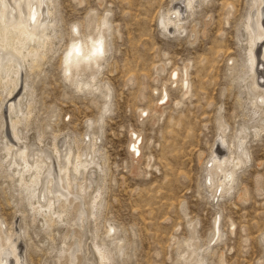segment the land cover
<instances>
[{
  "label": "rangeland",
  "instance_id": "374dc122",
  "mask_svg": "<svg viewBox=\"0 0 264 264\" xmlns=\"http://www.w3.org/2000/svg\"><path fill=\"white\" fill-rule=\"evenodd\" d=\"M178 4L54 0L51 49L36 72L29 77L22 73L29 87L24 93H32V111L18 133L26 143L39 140L49 148L66 140L73 152L87 143L84 134L94 142L102 167L101 172L95 169L101 205L96 225L92 220L87 224L88 238L96 232V241L107 243L108 229L116 228L124 245L121 255L113 248L114 264H192L187 239L206 264H258L264 258V131L255 136L254 130L264 124L257 122L260 112L250 111L244 82L242 30L250 0H196L192 15L182 12L181 30L172 25L163 30L160 19ZM105 13L107 51L96 74L98 90L77 91L62 79L60 67L70 25L86 34ZM172 71L177 79L170 78ZM102 84L110 88L109 107L98 125ZM164 93L167 100L161 104ZM3 123L0 114V161ZM219 128L226 144L243 129L248 158L236 171L233 190L212 200L213 188H206L204 176ZM132 133L141 141L137 158L128 148ZM7 137L13 141L10 130ZM9 172L0 168V224L8 232L18 229L26 264H49L68 228L59 223L44 227L40 217L31 224ZM216 216L219 239L213 243Z\"/></svg>",
  "mask_w": 264,
  "mask_h": 264
},
{
  "label": "bare ground",
  "instance_id": "6f19581e",
  "mask_svg": "<svg viewBox=\"0 0 264 264\" xmlns=\"http://www.w3.org/2000/svg\"><path fill=\"white\" fill-rule=\"evenodd\" d=\"M173 1L179 2L180 5L173 7L172 10L167 12L168 15L165 14L160 19L159 26L163 30H167L170 25L176 30H181L182 12H188V14L192 15L196 0ZM53 3L54 0H4L3 5L0 6V15L3 16V19H0V103L4 107L0 108V114L4 121L3 129L5 130L1 149L4 160L0 161V168L3 167L5 172L10 171L6 176L17 184L16 188L19 189V195L18 193L17 195L20 196L18 198L27 207L26 210L27 214H30L31 224L36 221L37 217H40L41 225L44 227H55L59 223L64 224L68 228L64 234L62 233L61 247L60 249L58 247L59 250L57 253L55 252V258L49 264H101V254L103 255L104 264H114L113 248L117 255H121L124 245L123 239L115 235L116 228L112 226L108 229V232L106 231L107 243L102 242L100 239L101 243L97 242L96 232L93 233L92 239H89L90 236L88 238L90 232L87 229V224L90 220L94 224L96 223V212L101 205L102 187L96 183L95 169L100 171L102 167L96 158L98 151L95 149L96 145L94 146V142L87 134H84L83 136L86 140L83 141L87 143H84L83 148H76L75 152H73L71 145L66 140H63V144L61 142L53 143L49 148L48 146H41L39 140L37 143H26L24 141L25 137L18 133V126L26 128L30 111H32L30 104V95L32 93L27 94L29 98L24 93L26 77H29V74H33L35 70L39 69L42 65V63L40 65V62L44 61L45 55L48 53L46 51L51 49L48 47L51 46L52 40L55 39L53 37L56 34L54 32L56 21ZM263 9L264 0H250L249 10L246 13L242 30L245 38L246 53L245 89L247 95L250 96L248 98L250 111L252 114L260 112L257 117V122H260V124H264V119H262V115L264 116ZM33 12H35L37 20L40 22L36 26L35 32L28 27L32 24L31 17ZM104 19L105 16L101 17L98 23H95L96 25L93 24L94 27L90 31L86 34H80L81 39H85L89 34L94 38L100 35L103 37L104 56L99 61L98 66L91 71L82 68L79 75L87 73V77L82 79L80 76L77 81V83L93 85L97 90L99 83L95 79L99 74L97 76L96 74L99 73L102 67L107 51L106 28L101 27V22ZM10 20L13 22L10 23ZM92 23L93 21L88 22L87 28ZM33 36H35V39H33ZM184 69L183 71L185 72L186 70ZM173 72L171 73L173 74ZM22 73L27 75L25 79L21 78ZM61 76L65 81L62 71ZM73 76L75 77V72ZM170 76L173 79V76ZM182 79L184 80V78ZM173 82L175 81L173 80ZM70 85L76 89L72 84ZM102 86L104 101L100 107L99 118L96 120L98 125L102 121V115L105 114L102 111L104 105L107 104L109 107L110 88L104 84ZM182 87L184 88L183 93L187 94V82H183ZM27 88L29 89V87ZM86 90L90 93L96 91L91 88ZM165 97L167 98L166 93L159 98V101H166ZM87 127H90V122L87 123ZM9 130L14 142L9 139L10 137H7ZM222 131L220 129L216 139L217 143L214 144L215 149H212L208 157L207 163L209 166H207L204 176L206 188H213L212 200H216L217 189H221L219 195L221 197L223 194L227 195L233 190L236 171L240 169L248 158V152L244 145L247 134L243 132V129L239 131L236 140L232 141L231 144H226ZM260 131H264V126L257 130L255 129L254 135L256 136ZM136 138L139 139L137 136ZM94 140L97 142V138ZM132 143L131 135L128 148H130ZM226 145H229V147L223 151L221 147H226ZM130 152L132 158H137L135 152L131 150ZM3 161H5V167L2 165ZM237 162H239V167L236 166ZM226 173H231L233 177L227 190L221 186V181L229 183L225 179ZM98 193L99 196H97ZM93 201H95V211H93ZM217 217L214 218V236H212L210 242H213V240L216 242L219 239V236H216L215 228ZM17 230L8 232L0 224V264H26L22 245L20 246V241H22L23 237ZM50 238H53V236H50ZM50 241L48 242L53 244ZM185 243L189 248V258L193 261L192 264H206L203 254L196 252L197 247L192 246L190 239H187ZM50 247L52 249V246ZM183 257L184 255L181 254L180 258Z\"/></svg>",
  "mask_w": 264,
  "mask_h": 264
},
{
  "label": "snow or ice",
  "instance_id": "6c2138e0",
  "mask_svg": "<svg viewBox=\"0 0 264 264\" xmlns=\"http://www.w3.org/2000/svg\"><path fill=\"white\" fill-rule=\"evenodd\" d=\"M4 0H0V6H2ZM31 7V5H30ZM0 19H3V16L0 15ZM32 24L28 27L32 29L33 32L36 30V26L40 24L37 20L35 12L31 17ZM12 23L13 21H9ZM43 27V25H41ZM101 27H107V13H105V19L101 22ZM35 39V36H33ZM104 56V41L102 35L97 37H92L90 34L85 38L81 39L80 33L78 30V26L76 24L70 25V35L68 37L67 42L65 43L64 50L61 54V71L62 75L67 83L72 84L77 91H83L86 89H92L93 91L97 90L93 85L87 83H77L80 79V71L82 68H86L87 70L91 71L94 67L98 66L99 61ZM75 72V77L73 73ZM176 73L173 72L172 76L173 79L176 78ZM94 78V77H93ZM166 98V97H165ZM163 103V100L160 101ZM108 110V105L105 104L103 107V112L106 113ZM142 115H147V113H142ZM133 143L130 145V150L135 152L137 155L140 154L139 152V145L141 141L136 138L135 133H132ZM239 167V162L236 164ZM232 174L226 173L225 179L229 183H225L221 181V186L223 189L227 190L230 187V182L232 181ZM221 189H217V199L219 198ZM99 196V193L97 194ZM93 211H95V201H93ZM216 228V236H219V217H217L215 222ZM111 230V229H110ZM211 239V238H210ZM214 243V240H213ZM99 252V250H98ZM101 264H104L103 255L101 254ZM258 264H264V258H262Z\"/></svg>",
  "mask_w": 264,
  "mask_h": 264
}]
</instances>
